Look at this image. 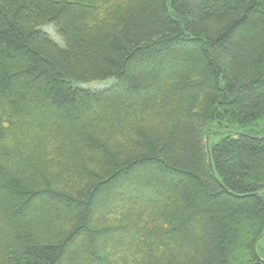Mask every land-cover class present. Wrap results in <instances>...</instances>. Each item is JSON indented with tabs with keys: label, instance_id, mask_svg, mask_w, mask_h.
Here are the masks:
<instances>
[{
	"label": "trees",
	"instance_id": "1",
	"mask_svg": "<svg viewBox=\"0 0 264 264\" xmlns=\"http://www.w3.org/2000/svg\"><path fill=\"white\" fill-rule=\"evenodd\" d=\"M263 123L264 0H0V264H264Z\"/></svg>",
	"mask_w": 264,
	"mask_h": 264
},
{
	"label": "rangeland",
	"instance_id": "2",
	"mask_svg": "<svg viewBox=\"0 0 264 264\" xmlns=\"http://www.w3.org/2000/svg\"><path fill=\"white\" fill-rule=\"evenodd\" d=\"M44 30H46L52 38H54L57 41H60L58 39V37L56 36L55 31H54L52 26H47L44 28ZM109 80H112V79L98 81V83L97 82L89 83L86 86L91 87V88H103L102 84H107L109 82ZM100 83H102V84H100ZM251 128H253V127L252 126H247V127L232 126V127H229L228 129H226L225 132L222 131V132H218L216 134L211 135V138H210L211 141L210 142H211V144L216 143L225 134L229 133V134L235 135V134H238L240 132H244V131H248V130L251 131ZM259 131H260L259 134H261V136L264 137V123L261 125V128ZM251 132H253V131H251ZM258 252L262 257L261 259H264V237L259 240Z\"/></svg>",
	"mask_w": 264,
	"mask_h": 264
},
{
	"label": "water",
	"instance_id": "3",
	"mask_svg": "<svg viewBox=\"0 0 264 264\" xmlns=\"http://www.w3.org/2000/svg\"><path fill=\"white\" fill-rule=\"evenodd\" d=\"M206 140H208V137L206 138Z\"/></svg>",
	"mask_w": 264,
	"mask_h": 264
}]
</instances>
